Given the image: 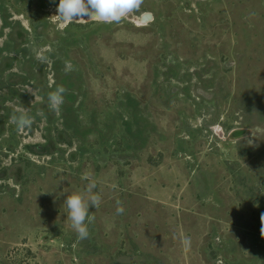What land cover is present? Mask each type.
Segmentation results:
<instances>
[{
	"label": "rangeland",
	"instance_id": "obj_1",
	"mask_svg": "<svg viewBox=\"0 0 264 264\" xmlns=\"http://www.w3.org/2000/svg\"><path fill=\"white\" fill-rule=\"evenodd\" d=\"M56 3L0 0V264H264V0ZM89 181L79 239L62 201Z\"/></svg>",
	"mask_w": 264,
	"mask_h": 264
},
{
	"label": "clouds",
	"instance_id": "obj_2",
	"mask_svg": "<svg viewBox=\"0 0 264 264\" xmlns=\"http://www.w3.org/2000/svg\"><path fill=\"white\" fill-rule=\"evenodd\" d=\"M131 0H57L56 16L64 21L71 22L81 17L100 19L102 21H119L122 14L130 7ZM70 64L66 62L65 69H70ZM64 88L57 86L54 91L47 94V103L53 110L57 109L63 101ZM11 122L17 130L28 128L32 123V118L26 111L12 116ZM95 183L89 181L81 191L67 193L63 199L66 209V217L70 221L71 228L79 239L88 236L87 222H90V206L95 209L99 196L93 192ZM64 193L61 191L59 195ZM121 207L116 208V213L122 212ZM264 220V213L261 214V221ZM262 230V227H261Z\"/></svg>",
	"mask_w": 264,
	"mask_h": 264
},
{
	"label": "water",
	"instance_id": "obj_3",
	"mask_svg": "<svg viewBox=\"0 0 264 264\" xmlns=\"http://www.w3.org/2000/svg\"><path fill=\"white\" fill-rule=\"evenodd\" d=\"M134 3V0H131V5L130 7L126 10V12L132 7ZM125 12V13H126ZM123 15V14H122ZM150 19V13L148 12H144V13H141L140 16H139V21L140 22H147L149 21ZM248 133V129H245V128H235V129H231L228 133H227V138L228 139H235V138H238V137H241V136H244L245 134Z\"/></svg>",
	"mask_w": 264,
	"mask_h": 264
},
{
	"label": "trees",
	"instance_id": "obj_4",
	"mask_svg": "<svg viewBox=\"0 0 264 264\" xmlns=\"http://www.w3.org/2000/svg\"><path fill=\"white\" fill-rule=\"evenodd\" d=\"M10 76L12 77V76H15V74H10Z\"/></svg>",
	"mask_w": 264,
	"mask_h": 264
},
{
	"label": "bare ground",
	"instance_id": "obj_5",
	"mask_svg": "<svg viewBox=\"0 0 264 264\" xmlns=\"http://www.w3.org/2000/svg\"><path fill=\"white\" fill-rule=\"evenodd\" d=\"M125 14V13H124Z\"/></svg>",
	"mask_w": 264,
	"mask_h": 264
}]
</instances>
